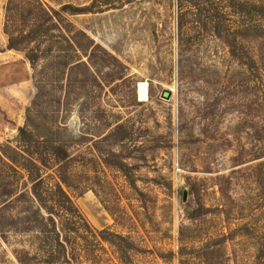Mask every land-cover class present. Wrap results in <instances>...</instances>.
<instances>
[{
	"label": "rangeland",
	"instance_id": "rangeland-1",
	"mask_svg": "<svg viewBox=\"0 0 264 264\" xmlns=\"http://www.w3.org/2000/svg\"><path fill=\"white\" fill-rule=\"evenodd\" d=\"M40 1L55 9L96 2L95 13L69 20L135 83L134 92L117 82L113 92L67 98L63 86L35 81L23 55L6 50L0 0V145L14 146L28 108L59 128L76 158L74 206L93 231L127 240L115 238V254L103 244L95 264H264V0H235L242 6L227 18L254 61L249 69L199 15L187 13L179 44L177 0ZM250 19L259 31L244 29ZM31 243L0 240V261L17 264L14 251Z\"/></svg>",
	"mask_w": 264,
	"mask_h": 264
},
{
	"label": "trees",
	"instance_id": "trees-1",
	"mask_svg": "<svg viewBox=\"0 0 264 264\" xmlns=\"http://www.w3.org/2000/svg\"><path fill=\"white\" fill-rule=\"evenodd\" d=\"M95 3L55 9L40 0H6L2 24L6 50L23 55L35 81L63 86L67 98L90 97L105 87L113 92L117 82H130L134 92L127 67L69 20L95 13ZM237 6L242 5L235 0H177L179 44L187 13L199 15L196 22L202 27L210 24L229 57L249 69L254 61L237 40L243 38L240 31L227 21ZM260 9L264 13V5ZM254 20L244 29L259 31ZM30 112L28 108L24 125L17 129L14 146L0 145V240L6 242L10 235L32 238L28 249L14 251L17 264H95V253L105 250L103 244L115 254V238L127 240L108 230L93 231L83 219L67 193L76 189L70 173L76 158L58 137L59 128L48 119L34 120Z\"/></svg>",
	"mask_w": 264,
	"mask_h": 264
},
{
	"label": "bare ground",
	"instance_id": "bare-ground-1",
	"mask_svg": "<svg viewBox=\"0 0 264 264\" xmlns=\"http://www.w3.org/2000/svg\"><path fill=\"white\" fill-rule=\"evenodd\" d=\"M137 96H138V100L140 101H146L148 98L147 95V86L145 83H138L137 84Z\"/></svg>",
	"mask_w": 264,
	"mask_h": 264
},
{
	"label": "water",
	"instance_id": "water-1",
	"mask_svg": "<svg viewBox=\"0 0 264 264\" xmlns=\"http://www.w3.org/2000/svg\"><path fill=\"white\" fill-rule=\"evenodd\" d=\"M170 96H171V92L167 90L162 91L160 95V97L165 100H169ZM186 199H187V191L184 190L182 193V202L185 203Z\"/></svg>",
	"mask_w": 264,
	"mask_h": 264
}]
</instances>
